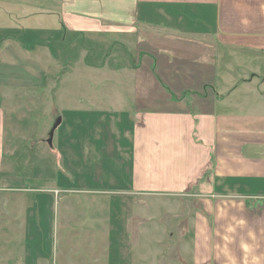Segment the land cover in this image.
Listing matches in <instances>:
<instances>
[{"label": "crops", "instance_id": "obj_1", "mask_svg": "<svg viewBox=\"0 0 264 264\" xmlns=\"http://www.w3.org/2000/svg\"><path fill=\"white\" fill-rule=\"evenodd\" d=\"M45 1L39 14L12 12V4L3 14L12 23L0 33V42L17 34L18 44L40 45V51L34 60L33 50L21 46V52L12 40L0 44V192L10 197L15 185L23 191L31 185L6 162L7 136L20 133L11 122L16 110L10 101L47 86L46 74L54 73L57 99L68 66L67 75H89L88 86H121L130 102L102 110L103 118L94 119L89 131L75 130L83 121L66 131L69 143L58 148L68 152L72 166L87 150L92 163L109 152L119 167L122 153L130 172L123 194L194 192L200 205L195 235L210 241L213 228L222 242L211 245L221 253L229 249L222 243L230 244L234 252H247L250 264H264V242H255L256 234L264 236L259 231L264 228V0ZM67 39L90 49L69 54L63 49ZM65 123L63 117L59 131ZM118 125L125 128L130 150L110 142L117 132L121 137ZM79 178L76 189L91 196L121 190L115 175L105 180L89 172ZM229 205L241 210L239 217L230 214ZM5 215L15 217L0 211V237L8 241L3 226L14 225L5 223ZM23 216L21 227H31ZM242 229L252 243L244 242ZM235 255L224 264H239ZM206 259L194 264H210Z\"/></svg>", "mask_w": 264, "mask_h": 264}, {"label": "rangeland", "instance_id": "obj_2", "mask_svg": "<svg viewBox=\"0 0 264 264\" xmlns=\"http://www.w3.org/2000/svg\"><path fill=\"white\" fill-rule=\"evenodd\" d=\"M44 2L46 1L0 0V33L12 23L10 17L3 15L10 13L7 11L9 4L15 5L11 11L39 14L40 7H43L41 3ZM30 4L32 8L28 9ZM65 34L70 35L66 28ZM8 39L21 52H25L21 46L31 49L22 43L18 44L17 34H6L2 40ZM39 46L31 49L33 53L30 56L34 60H37L35 58L40 51ZM50 47L54 56V44ZM87 47L86 43L82 46L83 50L90 49ZM82 48L79 43L67 39L63 49L71 54L72 49L79 53ZM84 61L89 62L87 58ZM70 71L66 66L63 89L58 93L57 99L54 73L46 74L47 86L10 101L16 110L11 115V122L20 133L10 132L7 136L9 155L6 162L13 169L12 173L17 176L24 174L31 185L28 191L15 185L10 197L0 192V211L13 215L15 211L21 210L22 214L13 215V220L7 219L5 215V223L14 225V228L3 226L8 229L10 238L3 241L0 237V264H194V259L199 262L202 257L208 258L206 260L210 264H224L225 261L230 263L235 253L239 264H250L247 252L239 249L234 252L232 245L222 243V246H228L229 249L221 253L220 248L212 246L214 240L220 246L222 242V236L219 232L215 233L213 228L210 241H207V237L205 241L200 235H195V219L200 205L194 192L172 195L123 194L130 172L127 168L129 164L124 165L127 159L122 153L119 167L116 166V160H109V152L106 153V158L100 153L99 163H92L87 150L78 156L79 163L72 166L68 152L58 148H65L69 143L71 137L66 136V131L72 132L78 121H83V124L78 125L75 130L82 128V131H89L95 123L94 119L98 121L103 118L100 116L102 110L112 107L115 111L117 105H128L129 98L123 93L121 86H88L92 83L89 75L82 77L83 71L67 75L66 72ZM33 72L36 71L33 69ZM59 116L66 119L63 127L65 130L59 131L58 126L52 144H49L50 131ZM118 129L121 130V137L117 132L113 135L111 144L114 142L112 145L117 147L120 144L125 147L127 145L130 150L131 143L124 140L125 128L121 129V125H118ZM83 135L82 132L81 136ZM73 168L78 172L73 171ZM89 172L105 180L110 175L119 177L121 185L118 189L121 190L116 191L120 192L103 198L76 189L79 186L74 183L79 184L83 181H79V177L88 175ZM58 178L62 182L56 184ZM104 187L107 191L114 189ZM235 209L231 211L229 205L230 214L239 217L241 210L235 212ZM23 215L30 218L31 227H21ZM252 216L255 215L252 213ZM233 221L235 220L230 222ZM214 223L212 220L211 227ZM222 228L224 229V224L220 227ZM262 230L264 228H259V231ZM241 232L244 233V236L241 235L244 242H253L254 238H249L247 232L243 229ZM229 234L233 237L232 231ZM241 238L238 237L239 242ZM255 242L263 243L264 236L256 234ZM245 255L247 258L244 260Z\"/></svg>", "mask_w": 264, "mask_h": 264}, {"label": "water", "instance_id": "obj_3", "mask_svg": "<svg viewBox=\"0 0 264 264\" xmlns=\"http://www.w3.org/2000/svg\"><path fill=\"white\" fill-rule=\"evenodd\" d=\"M62 122V118L61 117H58L53 128L51 129L50 131V137L48 139V142L49 144H52V140H53V136H54V133H55V130L58 128V126L61 124Z\"/></svg>", "mask_w": 264, "mask_h": 264}]
</instances>
